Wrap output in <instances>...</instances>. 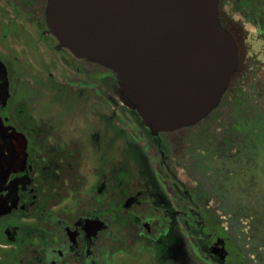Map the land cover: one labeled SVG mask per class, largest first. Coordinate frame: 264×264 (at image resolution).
<instances>
[{
	"label": "flooded vegetation",
	"instance_id": "obj_1",
	"mask_svg": "<svg viewBox=\"0 0 264 264\" xmlns=\"http://www.w3.org/2000/svg\"><path fill=\"white\" fill-rule=\"evenodd\" d=\"M47 7L48 0H0V264H126L139 250L188 264L182 230L216 264H264V244L247 235L251 225L239 227L221 209L212 170L197 175L187 152L178 157L171 132L153 133L132 110L159 145L168 192L150 164L112 160V121L123 131L114 105L119 79L61 45ZM220 18L236 39L239 65L204 118L207 142L206 135L219 138V127L235 133L255 115L264 119V0H220ZM41 79L50 96L33 99L32 82ZM101 82L111 90H98ZM53 96L59 103L69 96L80 113L92 105L101 123L86 117L83 131L71 125H80L76 119L65 126L46 112Z\"/></svg>",
	"mask_w": 264,
	"mask_h": 264
},
{
	"label": "water",
	"instance_id": "obj_2",
	"mask_svg": "<svg viewBox=\"0 0 264 264\" xmlns=\"http://www.w3.org/2000/svg\"><path fill=\"white\" fill-rule=\"evenodd\" d=\"M47 15L61 45L116 73L121 99L153 133L204 119L238 69L220 0H48Z\"/></svg>",
	"mask_w": 264,
	"mask_h": 264
},
{
	"label": "rangeland",
	"instance_id": "obj_3",
	"mask_svg": "<svg viewBox=\"0 0 264 264\" xmlns=\"http://www.w3.org/2000/svg\"><path fill=\"white\" fill-rule=\"evenodd\" d=\"M32 83L34 86L33 99H37V96L40 95L44 96V94L45 97L46 95L50 96L48 93L50 89L46 90L45 88L50 83L49 81L45 82L41 79L39 82L33 81ZM96 86H98V90L104 87L107 91L111 90L110 87H107V82L97 83ZM57 98V96L49 97L52 106L46 112L49 113L51 118L63 121L64 124L65 122L71 124L76 119L80 125L71 124L75 126L76 131H83L84 127L81 125H84L86 117L92 121H96L99 117L92 105H90L88 113L87 110L86 113H80L82 108L72 104V101H70L72 98L69 96H64L60 103ZM119 99V97L118 99L116 96L114 97V105L119 108L120 126L123 131H120L121 128L116 125V120L112 121L110 124L111 137L109 138V142H112L113 145L112 160L120 156L119 158H126L130 162L142 163L143 166H149L150 164L159 186L168 192V174L162 168L159 145L149 137V133L142 127L138 118H135L132 112L133 109L128 105V107H121L119 105L121 99ZM99 100L100 98H97V101ZM69 113L71 114L69 115ZM99 123L101 121L98 119L96 124L99 125ZM239 125L238 132L235 131V133H232L233 130L222 132L221 127H219V130L216 131L220 134L217 140L206 135L209 142L202 143V138H199L200 142L198 144L192 141L193 148H190V157L193 160L194 172H198L197 175H206V172L203 171L204 168L212 170V173L210 172L211 176L208 174L210 184L215 192L217 189L223 191L224 204L221 209L226 214H230V219L235 221L239 227H244V222L251 225L250 229L248 228L247 235H251L255 245L259 247V244H264V119L255 115L251 120L247 119ZM94 127L99 131L105 129V127ZM87 128L89 129V126ZM89 130L84 131V133L88 135ZM196 131H199V128L182 130L172 135V138L176 139L173 147L175 146V152L179 158L184 156L183 154L186 151L185 137L189 138L191 132ZM103 140H106L104 135ZM203 163L206 164L203 166ZM172 197L175 199L174 196ZM217 213V211H214V214ZM229 230L236 237L235 240H237L239 246L244 248V241L238 238L239 234L230 227ZM181 233L188 238V243L186 242L188 253L186 263L216 264L201 252L197 245L192 242L187 232L182 230ZM128 259L129 261L126 264H182L181 260L163 257V253L157 255L149 252L144 253L140 250L132 252Z\"/></svg>",
	"mask_w": 264,
	"mask_h": 264
},
{
	"label": "trees",
	"instance_id": "obj_4",
	"mask_svg": "<svg viewBox=\"0 0 264 264\" xmlns=\"http://www.w3.org/2000/svg\"><path fill=\"white\" fill-rule=\"evenodd\" d=\"M233 82H234V80H233ZM239 97H240V98H243V94H242V93L239 94ZM214 113H216V112H214ZM230 119H231L233 122L236 123V121L233 120L232 117H231ZM236 120H237V119H236ZM213 122L216 123L215 118L212 119V123H213ZM205 127H206V119H203V120H201L199 123H197V124L194 125V126L187 127V128L180 129V130L176 131V132H179V131H182V130H186V131H187V130H189V129H191V128H199V131L191 132V134L188 133V134H190V137H189V138L185 137L186 141H184V139H183L184 143L186 144V151L184 152L183 155H186V152H187V154L190 156V148H193L192 141H194L195 144H198V143L200 142V141H199V138H202V140H203L202 143L205 142V136H204V134H203V133L205 132ZM200 128H201V129H200ZM174 133H175V132H171V133H169V134H170V135H173ZM215 134L217 135L218 132H216ZM187 139H189V140H187ZM174 140H176V139H174ZM172 144H173V143H172ZM191 150H192V149H191Z\"/></svg>",
	"mask_w": 264,
	"mask_h": 264
}]
</instances>
